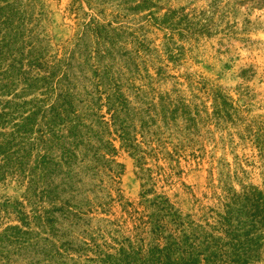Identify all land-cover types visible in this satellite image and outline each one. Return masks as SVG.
Listing matches in <instances>:
<instances>
[{"label":"trees","instance_id":"1","mask_svg":"<svg viewBox=\"0 0 264 264\" xmlns=\"http://www.w3.org/2000/svg\"><path fill=\"white\" fill-rule=\"evenodd\" d=\"M1 1L6 5L0 4V182L9 178L25 182L33 191L28 197L34 207L33 215L22 219L26 230L15 227L6 235L9 243L28 252L31 259L44 255L38 260L50 263L58 261L56 255L63 258L62 252L72 254L67 260L72 264L264 263V114L253 115L249 88L242 86L238 98L221 88L206 91L212 104L205 107L204 118L198 108L191 113L184 100H179L182 110L175 106L171 111L173 121L181 113L188 121L199 116L221 134L223 149L231 150L232 161L217 160L216 173L214 169L211 173L214 206L202 205L204 213L196 220L155 191L152 171L144 167L140 154L148 153L147 149L138 144L137 134L132 135L137 130L128 116L130 102L122 85L109 72H95L94 90L80 92L78 97L73 50L49 55L28 25V11ZM91 24L96 31L102 29L95 18ZM115 136L140 168L146 214L141 226L152 237L149 244L144 240L100 243L102 239L97 241L86 232L79 239L65 235L59 226L63 219L77 231L78 224L90 219L93 201H75L73 195L81 184V171L94 176L106 171L113 179L115 170L124 168L114 159L118 153ZM57 201L62 205H55ZM34 224L50 231L58 246L31 229ZM40 241L55 250H40Z\"/></svg>","mask_w":264,"mask_h":264},{"label":"rangeland","instance_id":"2","mask_svg":"<svg viewBox=\"0 0 264 264\" xmlns=\"http://www.w3.org/2000/svg\"><path fill=\"white\" fill-rule=\"evenodd\" d=\"M8 2L28 11V25L49 55L73 50L71 65L78 97L80 92L94 90L98 81L95 72H109L122 85L130 102L128 116L137 130L132 135L137 134L138 144L147 149L148 153L140 154L144 167L152 171L155 191L167 195L184 214L201 219V206H214L209 187L217 160L227 157L232 161L230 148L219 144L221 134L201 121L205 107L212 104L205 92L221 88L238 98L242 86L249 88L253 115L264 114V0ZM0 4L5 2L0 0ZM92 18L102 29L94 30ZM179 100L185 101L191 113L198 108L202 117L188 121L181 113L173 121L175 106L182 110ZM114 139L118 149L114 159L124 168L115 170L113 179L106 171L97 176L81 171V184L73 195L75 201H93L90 219L78 224L77 231L63 219L59 226L65 235L71 233L79 239L80 233L86 232L97 241L102 239L100 243L144 240L149 244L152 237L141 226L146 214L140 168L131 152L121 148L117 136ZM32 192L25 182L14 178L0 182V264H72L67 261L72 254L62 252L64 257L56 255V262H40L44 255L31 259L28 252L7 241L12 228L26 230L22 219L33 215L28 197ZM5 202L10 205L3 206ZM31 229L57 244L48 229L46 233L35 224ZM45 248L55 250L40 241L39 249Z\"/></svg>","mask_w":264,"mask_h":264}]
</instances>
